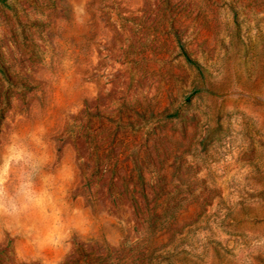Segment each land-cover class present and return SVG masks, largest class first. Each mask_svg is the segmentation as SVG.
<instances>
[{"label":"rangeland","instance_id":"rangeland-1","mask_svg":"<svg viewBox=\"0 0 264 264\" xmlns=\"http://www.w3.org/2000/svg\"><path fill=\"white\" fill-rule=\"evenodd\" d=\"M0 264H264V0H0Z\"/></svg>","mask_w":264,"mask_h":264},{"label":"trees","instance_id":"trees-1","mask_svg":"<svg viewBox=\"0 0 264 264\" xmlns=\"http://www.w3.org/2000/svg\"><path fill=\"white\" fill-rule=\"evenodd\" d=\"M188 61H189V62H192V63H193V64H195L196 66H199L197 62H195V61H192V60H191V59H189V58H188Z\"/></svg>","mask_w":264,"mask_h":264}]
</instances>
